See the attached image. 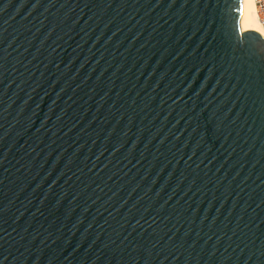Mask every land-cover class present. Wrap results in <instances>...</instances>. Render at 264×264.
<instances>
[{
    "label": "water",
    "instance_id": "water-1",
    "mask_svg": "<svg viewBox=\"0 0 264 264\" xmlns=\"http://www.w3.org/2000/svg\"><path fill=\"white\" fill-rule=\"evenodd\" d=\"M241 0H0V264H264V37Z\"/></svg>",
    "mask_w": 264,
    "mask_h": 264
},
{
    "label": "bare ground",
    "instance_id": "bare-ground-1",
    "mask_svg": "<svg viewBox=\"0 0 264 264\" xmlns=\"http://www.w3.org/2000/svg\"><path fill=\"white\" fill-rule=\"evenodd\" d=\"M239 25L241 30L253 28L264 37V30L257 18L254 0H241Z\"/></svg>",
    "mask_w": 264,
    "mask_h": 264
},
{
    "label": "built area",
    "instance_id": "built-area-1",
    "mask_svg": "<svg viewBox=\"0 0 264 264\" xmlns=\"http://www.w3.org/2000/svg\"><path fill=\"white\" fill-rule=\"evenodd\" d=\"M254 2H255L257 18L264 30V0H254Z\"/></svg>",
    "mask_w": 264,
    "mask_h": 264
}]
</instances>
